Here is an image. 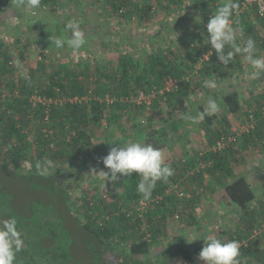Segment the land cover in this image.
<instances>
[{"label": "trees", "instance_id": "16d2710c", "mask_svg": "<svg viewBox=\"0 0 264 264\" xmlns=\"http://www.w3.org/2000/svg\"><path fill=\"white\" fill-rule=\"evenodd\" d=\"M12 1L0 0V15L8 11ZM57 1L41 0L48 5ZM68 1L82 7L87 5V0ZM104 1L109 16L123 15L128 9L126 14L140 22L151 17L158 3L167 13L183 4V0ZM192 1L198 11L192 37L186 36L168 46L155 44L143 58L120 52L116 63L101 66L78 62L73 67H52L49 73V66L39 61L38 67L30 68L26 74L16 65L25 58L24 52L0 43V167L17 179L7 183L0 176V219L15 218L22 233L24 247L16 254L15 264H173L176 260L194 264V253L185 243L184 232L194 225L200 230L205 228L202 217L193 214L202 185V192L205 189L215 194L222 190L219 197L227 202L225 216L235 221V227L225 234L229 241L243 242L239 264H264V228L257 232L264 227V164L259 160L264 156V90L257 92L259 86L264 88V76L252 80L255 87L250 92L254 102L248 103L244 122L248 131L224 149H215L222 136L241 129L233 127L228 117L238 114L242 107L241 91L233 88L223 97L227 113H216L202 120L206 148L185 152L180 162H164L173 168L174 174L167 182H157L146 210L136 206L143 199L136 190L140 179L136 173L121 176L115 185L109 181L108 194L99 185L81 196H73L60 175V165L68 166L89 152L94 135L104 122L107 127L123 128L124 124H130L131 130L143 133L148 142L157 136L167 138L169 123L178 131L179 120L167 119L164 125L155 128L150 123L142 125L138 118L146 116L150 109L148 118L152 121L154 115L162 114V102L172 109L191 100L198 90L206 89L205 80L223 70L214 50L203 41L208 17L227 0ZM237 2L240 8L232 23L243 30L242 37L238 33V42L252 38L257 56H264V16L255 7L243 9V0ZM121 9L125 10L120 12ZM169 23V20L165 23L167 29L171 28ZM162 33L161 29L157 35ZM209 51H213L211 57ZM228 66L238 74L253 70L240 55ZM171 79L177 81V86L162 93L165 82ZM35 92L54 98L87 96L88 99L52 104L46 120V107L31 101ZM140 93L155 94L151 104L138 103ZM106 96L112 102H106ZM203 107L193 106L192 113L202 111ZM253 151L263 164L261 168L238 173V164ZM48 160L53 164L50 168L45 163ZM101 160L93 167L107 171ZM27 163L30 166L26 171ZM38 163L40 170L36 167ZM70 169L75 174L80 168ZM75 177L82 178L78 172ZM95 181L92 179V184ZM175 185L181 186L179 193L183 192V196L173 192ZM187 210L188 217L184 218L183 211ZM163 236L165 247L151 257L152 249L161 243Z\"/></svg>", "mask_w": 264, "mask_h": 264}, {"label": "rangeland", "instance_id": "374dc122", "mask_svg": "<svg viewBox=\"0 0 264 264\" xmlns=\"http://www.w3.org/2000/svg\"><path fill=\"white\" fill-rule=\"evenodd\" d=\"M12 2V6L8 11L0 15V43L9 46L11 49H18L19 53L22 51L24 52L25 58L21 61L19 60L17 64L14 62V64L19 66V69H22L26 74V71L30 68H37L39 61H43L49 66V73L52 67H73L76 66L78 62H88L101 66L109 65L110 62L116 63L120 52L132 53L136 57L143 58L146 52L155 44L157 46H168L170 43H179V39L186 36L192 37L190 33L193 31L198 17L197 8L194 6L192 0H183L182 6L174 8L170 13L160 9L158 3L155 12L144 22H140L135 16L131 18V16L127 15L126 13L129 12L127 8L126 13L123 15L109 16L107 14L109 7L104 3V0H92L91 5L87 4L84 5V7L80 4L70 3L65 0H59L54 5L43 4L41 2L40 7L35 10L27 7H18L16 5V0ZM81 13H88L85 14L87 19L82 20L83 16H80V19L78 17L76 18V20L81 22L80 29L85 35V45L81 49L75 51L67 47L57 49L54 43H51L50 37L54 38L61 35L70 36V33L63 32L64 25L69 19H75L76 15ZM168 20L170 21V29L165 27V23ZM177 22H179V24ZM161 29L163 33L157 35ZM41 30L44 31V34H41ZM188 45H192V43ZM40 55H42L41 59ZM250 72L251 71L238 74L237 71L229 69V66H224L220 73L207 79L215 80L217 88L200 89L197 94L191 97V100L185 101L179 104V106L176 105L172 109L168 107V104L162 102V114L157 116L154 115L152 121L148 118L150 116L149 113L151 114L152 112L150 109H148L146 116L138 118L142 125L145 126L150 123L155 128L164 125L167 119H169V121L179 120L181 126L178 131L172 128L171 123L167 124L166 128L169 132L167 138L161 139L160 136H157L154 137V140L148 142L145 136H143V133H134L135 129L131 130L130 124H124L123 128L117 126L107 127L104 122V125H102L96 132V135H94L93 146L88 150V153L81 155L79 160H76L74 163H69L68 166H59L60 175L65 183L64 187L71 190L73 196H81L86 190L92 189L95 186L99 187V185L103 183L102 177L99 175L92 176L90 172L93 169H95L97 173L99 171H105V169L100 170V168L96 166L93 167V164L99 159L101 160L107 156L111 147L118 146L117 144L109 145L111 143L124 145L133 141H140L145 144H151L154 148H158L162 151L164 162H168L169 164L173 161H182L185 158V152L191 153L197 149H205L206 138L205 131L201 124L202 120L191 122L185 120L183 117L186 115L195 116L198 112L196 110L192 113L191 108L198 104L205 106L209 98L217 101L219 105L217 114L225 115L227 113V106L223 103V97L225 93L232 91L233 88L241 91L242 107L238 114H230L228 117L233 127L237 128L243 126L248 103L254 102L250 91L253 90L255 86L252 85V80L248 78ZM44 77L47 78V75L45 74ZM169 82V80L166 81L165 85H168ZM258 88L257 92L264 90L262 86ZM256 154L257 153L253 151L251 155H245L243 161L236 167V171L238 173H244L248 169L259 170L263 164H260L256 159ZM262 158L264 159V157ZM86 161L87 163H85ZM29 166V163H27L26 171L29 169ZM70 167L80 169H76L74 174ZM76 172L81 175L82 178H80V180L75 177ZM190 173H192V171H190ZM177 175L179 177L181 174L179 173ZM0 176L4 178L7 183L17 181V179L13 178L11 174L5 172L1 167ZM182 177L186 178V175H182ZM92 179L96 180L95 184H92ZM206 180H208V178ZM108 182L109 181H106L105 189H100L104 191V194L110 192V185ZM205 183H207V181H205ZM178 187L179 189L176 188L177 190L175 189L173 191L176 195L182 191L181 186L179 185ZM18 188L21 189V187ZM202 188L203 185L200 190ZM218 191L212 194L204 189V192L201 190V193L197 194L199 200L193 214L199 219L202 217L204 222L203 225L206 229L203 228L204 230H200L194 225L193 227L185 228L186 234L191 233L198 238L212 235L224 242L229 241V236L225 234V231L234 228L235 221L232 218H226L224 214H218L216 212V210L219 209L217 203ZM185 193L189 196L192 194ZM74 210L76 209L74 208ZM188 210H190V208ZM188 210L183 211L184 218L188 217ZM204 217L206 220H204ZM263 228L264 227H261L257 232H261ZM185 243L194 253V264H204V262L199 259V253L204 246L203 239L193 241L192 243H188L185 239ZM160 244L164 245L162 242ZM160 244L157 246H160ZM153 256L154 251H151V257ZM173 264L187 263L182 260H176Z\"/></svg>", "mask_w": 264, "mask_h": 264}, {"label": "clouds", "instance_id": "9594fccd", "mask_svg": "<svg viewBox=\"0 0 264 264\" xmlns=\"http://www.w3.org/2000/svg\"><path fill=\"white\" fill-rule=\"evenodd\" d=\"M18 7H27L35 10L40 7L41 0H16ZM240 5L237 0H227L226 3L217 7L215 12L208 17L206 23V35L204 44L209 45L214 50L218 61L224 66H228L236 55H240L244 62L252 67L248 78L257 80L264 76V56H257L256 42L252 38L238 42L239 37L243 36V30L235 27L232 23V17L239 12ZM198 23V17L196 19ZM80 21L69 19L64 25L63 32L71 35H61L50 37L51 43H54L57 49L69 48L73 51L81 49L85 43V35L80 29ZM226 49H230L226 51ZM210 57L213 51L208 52ZM203 86L208 89L217 88L215 80H205ZM219 105L215 99L209 98L203 110L195 116L186 115L183 118L187 121L196 122L216 114ZM108 144V143H107ZM116 147H111L107 156L102 159V163L107 171L96 172L93 169L90 175H99L103 179L101 187L105 189L106 181L113 185L121 176L130 177L133 173L138 174L139 182L136 190L142 195L144 200H149L157 182H167L174 174L170 165L164 163V155L158 148L151 144H145L140 141H133ZM50 168L52 161L45 162ZM41 169V165H36ZM120 188L117 189L119 194ZM188 243L203 239L204 246L199 253V259L204 264H239L240 245L236 240L224 242L215 236L208 235L204 238H198L188 233L184 236ZM24 247L22 233L17 227L15 218L0 219V264H15L16 254Z\"/></svg>", "mask_w": 264, "mask_h": 264}, {"label": "built area", "instance_id": "2783aa9c", "mask_svg": "<svg viewBox=\"0 0 264 264\" xmlns=\"http://www.w3.org/2000/svg\"><path fill=\"white\" fill-rule=\"evenodd\" d=\"M242 5H243V9H247V10L252 8V7H255L257 12L259 13V15L264 16V0H243ZM124 10L121 9L120 12H123ZM41 58H42V55H40V59ZM26 72L28 74V71H26ZM174 86H177V81L174 79H171L169 84L165 85L164 89L161 92L163 93L164 91H170ZM153 96H155V94L154 95L153 94L148 95V94L140 93L138 98H137V102L141 103L142 101H145L149 105L152 102ZM82 99H88V98L86 96ZM82 99L79 96H75L74 98H68V97H62V98H58V97L56 98L55 97L54 98V97L43 96V95L39 94L38 92H35L31 97V101L34 105L42 104L43 106L46 107V112H47L46 120L49 119V111H50V107L52 104L64 105L67 101L79 102ZM106 102H112V99L109 96H106ZM240 128L241 129L239 131H237L235 134H230L228 136H222V138L217 142V146L215 147V149H218V150L224 149L225 147L229 146L233 142L237 141L242 132L248 131L247 125H243ZM204 166L205 165H203V167ZM205 177L207 179L208 175H205ZM177 187L178 186L175 185L172 187V189H174V188L176 189ZM179 195L183 196L184 193L181 192V193H179ZM149 203H150L149 200L142 199L137 203L136 206L139 210H146ZM148 237H149V235H148ZM242 243H239V245L241 246Z\"/></svg>", "mask_w": 264, "mask_h": 264}, {"label": "crops", "instance_id": "0c3cea01", "mask_svg": "<svg viewBox=\"0 0 264 264\" xmlns=\"http://www.w3.org/2000/svg\"><path fill=\"white\" fill-rule=\"evenodd\" d=\"M65 1H67V2H69L68 0H65ZM91 3H92V0H87V1H85V4H90L91 5ZM85 14H88V13H81V14H78V15H76V17H75V19L78 17L79 19H80V16H83V18H82V20H84V19H87V16L85 15ZM260 156V155H259ZM262 157H264V156H260L259 157V160L260 161H262V160H264ZM261 158V159H260ZM257 159V158H256ZM262 163L264 164V161H262ZM219 195L217 196V203H218V207H219V209H217L216 210V212L219 214V213H221V214H226L227 212H226V208H227V202L226 201H224V200H222L221 199V197H219L220 196V194H221V190L219 189ZM216 194H218V193H216ZM226 218H228V217H226ZM186 235V231L184 232V236ZM162 240H161V242L164 240V236L161 238ZM184 239H186L185 237H184ZM163 248H164V245H161L160 244V246H157V245H155L154 246V248L152 249V252L154 251V256H156V255H158L159 253H161L162 252V250H163ZM157 251V252H156ZM156 252V253H155ZM153 256V257H154Z\"/></svg>", "mask_w": 264, "mask_h": 264}]
</instances>
